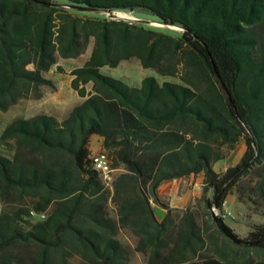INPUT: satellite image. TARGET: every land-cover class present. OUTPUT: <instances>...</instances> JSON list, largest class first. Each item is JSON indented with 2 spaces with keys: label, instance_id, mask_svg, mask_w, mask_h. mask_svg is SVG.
Instances as JSON below:
<instances>
[{
  "label": "trees",
  "instance_id": "obj_1",
  "mask_svg": "<svg viewBox=\"0 0 264 264\" xmlns=\"http://www.w3.org/2000/svg\"><path fill=\"white\" fill-rule=\"evenodd\" d=\"M67 6L141 10L182 34ZM91 45L70 73L81 104L62 119L17 117L0 135L11 153L0 149V264H133L122 231L147 264H264V225L242 238L214 211L251 171L264 190V0H0V111L55 90L45 75ZM131 59L181 83L130 87L101 72ZM94 136L120 171L112 188L92 166ZM239 145L240 163L216 172ZM191 176L203 178L201 224L159 195Z\"/></svg>",
  "mask_w": 264,
  "mask_h": 264
},
{
  "label": "rangeland",
  "instance_id": "obj_2",
  "mask_svg": "<svg viewBox=\"0 0 264 264\" xmlns=\"http://www.w3.org/2000/svg\"><path fill=\"white\" fill-rule=\"evenodd\" d=\"M69 10L78 16L87 17V18H95V19H121L126 20L132 23L142 24L145 26L153 27L158 30H161L175 38L181 37L182 29L180 27H170L160 23L155 17L150 15L149 13L141 10L135 11H121L118 13H125L129 15V18H118L113 15V13H117V11L109 12V11H79L76 9L69 8ZM117 15V14H116ZM93 46L91 45L86 53L78 59L73 60H63L59 59L58 65H56L52 71L55 74H58V80L60 83L61 90L58 93V90L50 89L48 87L41 88L42 97L37 99L35 96H31L28 99L22 100L18 105L12 107L7 112L0 111V131L5 128L13 119L17 117H30L38 115L42 108V106H46L48 103H44L42 105V101L47 99L49 104L53 102L52 100H56L59 98L58 104L59 106H63V111L68 110L69 108L74 107L78 103V95L69 87V80L71 78V71L77 67L82 66L90 57ZM61 67L64 70V73H59L57 68ZM104 75L113 77L115 79H119L123 81L130 87H138L141 85L143 79L147 77H155L160 82L168 81L174 83H181L179 78L173 77H161L157 75L153 70L142 68L140 62L137 59H131L129 61H124L120 64L118 68L111 69L105 67L101 71ZM52 73L49 74L51 76ZM90 88V87H89ZM45 97V98H44ZM57 104V103H55ZM51 108V107H50ZM2 152L6 155H10L11 153L5 150L2 146L0 148ZM91 153L101 152L96 144L90 142ZM103 151V150H102ZM245 153V146L239 145L236 150H234L230 156L223 161L217 162L214 164V170L216 172H223L229 167L237 166L243 155ZM120 173V171L114 172V178ZM260 176L256 171H251L249 174L244 176L236 189H234L231 195L227 198V201L224 206L225 212H231L232 217L226 219L227 224L242 238H245L250 231L256 225H264V190H260L259 187ZM189 182L186 183L188 186ZM183 185V184H182ZM106 188H112L107 187ZM203 194V193H202ZM202 197V196H201ZM200 198H194L189 203V205L183 209L178 208L179 210H184L188 207H191L194 218L198 224L202 222V214H203V202ZM209 198L212 197V193H209ZM163 201L169 205L168 199H163ZM217 215V210H214ZM0 213H1V203H0ZM110 213L112 217L116 216L115 207L110 205ZM156 216L161 218L163 215L160 211H156ZM121 241L126 243L133 250L132 263L133 264H147V257L143 254L134 252V248L136 246V239L129 232L122 231L119 235Z\"/></svg>",
  "mask_w": 264,
  "mask_h": 264
},
{
  "label": "crops",
  "instance_id": "obj_3",
  "mask_svg": "<svg viewBox=\"0 0 264 264\" xmlns=\"http://www.w3.org/2000/svg\"><path fill=\"white\" fill-rule=\"evenodd\" d=\"M58 65V64H57ZM52 73L51 76H49V74ZM46 78L52 80L55 85H56V89L59 91L61 90L60 88V83L58 80V74H55L54 71H50L49 73H47ZM71 81H72V77L69 80V87L71 86ZM79 97V96H78ZM45 98V97H44ZM59 98H56V100H52L53 102H51L49 104V102L47 101V99H44V101H42V105L46 102L48 104H46V106H42L44 108H42L41 112L39 114H46L49 116H53L56 117L57 119H62L66 113H68L69 111H71L74 107H76L77 105L82 103V99L79 97L78 99V103L72 107L69 108L66 111H63L62 108H64L63 106H59V102H58ZM57 103V104H55ZM51 107V108H50ZM38 114V115H39ZM37 116V115H36ZM35 116H30V117H24L26 119L32 118ZM5 128H3L0 131V135L2 134V132L4 131ZM92 143L96 144V147H98V149H100L101 151L102 149V138L94 136L91 139ZM91 150V149H90ZM189 182L188 186H186V183ZM203 178L202 176H191L188 178H184V179H178V180H173V181H169L166 182L164 184H162L159 188V195L161 197V199H168L169 200V206L172 209H178V208H185L189 205V203L192 201V199L194 198H200L202 196L203 193ZM183 184V185H182ZM155 213L156 211H160L161 214L163 215L161 218H158L160 221H162L167 212L162 209L161 207L153 204Z\"/></svg>",
  "mask_w": 264,
  "mask_h": 264
},
{
  "label": "built area",
  "instance_id": "obj_4",
  "mask_svg": "<svg viewBox=\"0 0 264 264\" xmlns=\"http://www.w3.org/2000/svg\"><path fill=\"white\" fill-rule=\"evenodd\" d=\"M90 159L94 170L99 173L100 178L102 179L105 186L111 187L114 181L115 170L112 169L111 161L107 153L104 151L93 154L91 153ZM218 214L219 217H222L225 220L232 217L231 212L218 211ZM30 215L34 221H43L47 218V213L38 214L34 211H31Z\"/></svg>",
  "mask_w": 264,
  "mask_h": 264
},
{
  "label": "water",
  "instance_id": "obj_5",
  "mask_svg": "<svg viewBox=\"0 0 264 264\" xmlns=\"http://www.w3.org/2000/svg\"><path fill=\"white\" fill-rule=\"evenodd\" d=\"M66 8H72V9H76V10H79V11H95L94 9H91V8H87V7H81V6H67ZM110 13L112 11H109ZM113 20H118V19H113ZM168 26V25H166ZM170 27H174V25H169Z\"/></svg>",
  "mask_w": 264,
  "mask_h": 264
},
{
  "label": "bare ground",
  "instance_id": "obj_6",
  "mask_svg": "<svg viewBox=\"0 0 264 264\" xmlns=\"http://www.w3.org/2000/svg\"><path fill=\"white\" fill-rule=\"evenodd\" d=\"M117 14V15H116ZM113 15L115 16V17H118V18H129L130 16L129 15H127V14H125V13H113ZM219 214H218V212H217V216H218ZM219 218V217H218Z\"/></svg>",
  "mask_w": 264,
  "mask_h": 264
}]
</instances>
